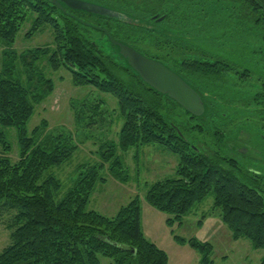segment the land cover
<instances>
[{
	"label": "trees",
	"instance_id": "16d2710c",
	"mask_svg": "<svg viewBox=\"0 0 264 264\" xmlns=\"http://www.w3.org/2000/svg\"><path fill=\"white\" fill-rule=\"evenodd\" d=\"M89 1L137 20L59 9L46 0H0L2 55H11L23 24L30 23L27 36L48 28L51 44L20 54L26 52L31 63L45 59L53 72L65 69L73 86L110 95L122 118L115 143L101 144L99 163L80 165L61 193L55 169L77 149L72 133L48 131L44 120L27 128L51 82L45 80V94H33L21 76L0 71V206L16 213L0 264H169L166 252L143 235L139 197L113 216L88 209L105 165L112 177L126 181L119 174L122 154L149 144H163L178 161L172 175L151 182L144 192L150 206L168 215L167 224L182 225L212 196L231 238H246L251 248L264 251V170L249 165L257 153L253 144L252 158L238 152L251 139L264 141V80L253 87L251 72L234 67L218 49L236 40L247 44L258 29L264 32V0ZM99 26L181 75L199 92L203 115L189 114L144 83ZM97 105L77 106L76 120L84 127L97 123L106 111ZM7 128L15 129L19 145L14 162L8 157ZM175 238L197 250L201 264H212L211 243ZM261 259L264 264V255Z\"/></svg>",
	"mask_w": 264,
	"mask_h": 264
},
{
	"label": "rangeland",
	"instance_id": "374dc122",
	"mask_svg": "<svg viewBox=\"0 0 264 264\" xmlns=\"http://www.w3.org/2000/svg\"><path fill=\"white\" fill-rule=\"evenodd\" d=\"M30 23L21 26L17 34L11 55L5 56L0 52V71L11 70L13 76H21V82L31 88L33 94H45L47 87L45 80L51 82L52 89L45 95V99L34 108L35 112L29 119L27 128L30 131L35 125L46 121L48 131L71 132L76 150L71 159L58 169L55 175L61 181V193L71 186L77 177L78 167L82 164L99 163L101 144L104 142L115 143L122 118L118 115L115 99L110 95L99 93L92 87L73 86L69 72L59 69L53 72L46 64V60L31 63V58L20 53L35 47H43L52 43V32L48 28L31 33L27 36ZM94 36H99L94 30ZM96 38V37H95ZM101 46H105L102 37L98 38ZM237 40L235 41V45ZM100 45V44H99ZM222 49L220 54L234 67L240 70H249V78L253 87L264 80V32L261 29L253 34L249 43H239L236 46ZM37 72H33V66ZM32 69V70H31ZM30 78H28V76ZM36 86V87H35ZM34 87V89H33ZM246 95V92H243ZM102 103V104H101ZM94 106L98 104L103 115L97 123L84 127L76 119V112L81 106ZM77 106H80L76 108ZM11 150L8 157L14 162L18 160L19 145L15 129L7 128ZM257 148L253 168L264 170V141L255 142L253 139L248 145ZM249 145V146H250ZM243 158H246L245 156ZM249 158V157H247ZM122 171L120 175L127 176V180L115 179L109 173L108 164L100 171L103 182L95 185V190L90 196L88 209L98 211L106 216H113L118 207L129 202L134 197L140 198L141 230L144 237L155 243L158 248L166 252L169 264H201L200 253L192 248L189 243H184L176 235L188 240L195 239L211 243L213 253L212 264H263L262 249L251 248L250 241L246 238L232 239L230 230L222 221L219 210L212 205V196L197 204L192 212L186 215L182 225L177 223L169 225L166 220L168 215L150 206L145 199L144 192L151 182L173 174L178 164L176 155L169 152L161 144H149L138 149L131 148L122 154ZM248 163V162H246ZM15 212L0 206V252L10 242V231L14 226Z\"/></svg>",
	"mask_w": 264,
	"mask_h": 264
},
{
	"label": "water",
	"instance_id": "95a60500",
	"mask_svg": "<svg viewBox=\"0 0 264 264\" xmlns=\"http://www.w3.org/2000/svg\"><path fill=\"white\" fill-rule=\"evenodd\" d=\"M59 9L64 6L72 10L89 13L94 16H103L107 18H115L119 21L123 20L128 23L136 21V18L130 17L123 12L107 8L99 3L89 0H46ZM105 32L109 42L116 46L119 55L124 58L128 66L136 72L141 80L148 84L155 91L166 95L169 99H173L177 104L184 108L189 114L201 116L205 110V104L202 98L193 86L186 81L181 75L174 70L166 67L160 60L144 56L137 49H133L125 42H121L110 37L109 32L99 27H95ZM247 139V137H246ZM248 144L240 146L239 153L246 157H251Z\"/></svg>",
	"mask_w": 264,
	"mask_h": 264
},
{
	"label": "flooded vegetation",
	"instance_id": "af4514ba",
	"mask_svg": "<svg viewBox=\"0 0 264 264\" xmlns=\"http://www.w3.org/2000/svg\"><path fill=\"white\" fill-rule=\"evenodd\" d=\"M159 20L161 19V18H158ZM99 37H101V36H99ZM238 149H240V147L238 148ZM250 149V148H249ZM249 151V150H248Z\"/></svg>",
	"mask_w": 264,
	"mask_h": 264
}]
</instances>
